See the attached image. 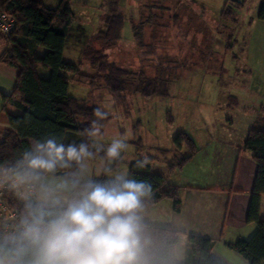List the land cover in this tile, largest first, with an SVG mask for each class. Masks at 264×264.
<instances>
[{"label":"rangeland","instance_id":"obj_1","mask_svg":"<svg viewBox=\"0 0 264 264\" xmlns=\"http://www.w3.org/2000/svg\"><path fill=\"white\" fill-rule=\"evenodd\" d=\"M86 1L89 6L81 5V9L91 10L89 14L94 21L90 23L89 19L80 26L92 35L101 27L95 28L98 24L95 20L96 15L102 13L104 3L101 5L103 0ZM119 1L124 6L121 12L125 24L121 40L108 53L109 60L133 73L126 101L117 102L104 81L93 78L97 74L86 61L83 71L89 77L73 80L69 94L79 99L90 96L111 114L102 132L95 136L93 147L106 150L114 139H123L127 148L119 161L109 162L93 155L87 161V176L98 178L105 168H110L113 175H129L130 164L143 159L145 154L149 156L152 171L168 174L174 158L188 153L186 147L179 150L174 144V137L180 131L190 133L203 151L201 166L191 165L200 152L187 164L186 171L206 174L207 166L203 161L208 157L209 138L213 137L210 154L213 165L210 167H213L214 178L224 176L232 167L230 159L234 156L231 154L242 153L243 139L256 118L264 114V20L257 16L261 0H176L182 5L179 7L173 0L168 3L170 11L160 19L164 26H146L144 45L133 35L130 15H137L132 21H138L143 5L150 0ZM238 1H242V5L237 6ZM227 2L237 13L236 21L221 16ZM192 4L195 7L190 14ZM77 33L69 38L66 51L67 59L74 63L82 59L87 43V36ZM137 72L156 78V84L166 86L169 95L146 96L133 91L140 86L138 84L141 83L140 87L145 84L137 79ZM231 95L237 97L236 103ZM224 142L230 144L233 151L221 150ZM180 172L177 169L171 175L179 176ZM168 201L171 202L162 201L156 212L166 222L175 224V217L173 221L171 217L177 212L170 209ZM180 232L175 255L184 263L187 233Z\"/></svg>","mask_w":264,"mask_h":264},{"label":"trees","instance_id":"obj_2","mask_svg":"<svg viewBox=\"0 0 264 264\" xmlns=\"http://www.w3.org/2000/svg\"><path fill=\"white\" fill-rule=\"evenodd\" d=\"M171 1L173 0H150L143 5L138 21L131 20L133 35L139 44L144 45L146 26H164L160 19L166 15L165 12L170 8L168 3ZM176 3L177 7L181 5L180 2L176 1ZM237 3V6H240L243 2ZM119 5V0L104 1L100 15L101 27L92 35H87L82 59L74 63L64 57L74 17L71 0H61L56 8L46 7L44 0H0V7L16 20L13 33L8 36L0 33V37L2 36L7 43L6 48L0 53V61L9 63L18 70L13 96L18 97L15 105L20 110L18 114L8 115L10 129L4 132L0 139V164L9 166L20 159L23 151L37 139H42L48 134H55L66 143H87L94 156L108 161L105 149L98 151V148L93 147L96 135L89 136L84 129L91 127L92 121L96 120V127L101 133L111 119V114L94 103L90 96L85 99L71 96L69 89L73 80L88 76L83 71V63L86 61L97 74L93 78L103 80L117 102L126 101V95L133 84L131 80L133 73L119 66L116 61L109 60L108 53V50L122 38L125 16ZM190 14H192L191 10ZM221 16L224 19L237 20V13L228 2ZM257 16L264 20V0L260 2ZM40 47L47 49L43 55L39 54ZM44 69L50 71L48 76L40 74V70ZM135 75L140 82L145 81V84L142 87H140L141 83L138 84L140 86L135 87L133 91L141 92L146 96L158 95V93L163 97L169 95L166 86L156 84V78H148L143 72H137ZM230 97L233 103L237 102L235 95ZM98 107L109 113L108 118L95 117L94 109ZM174 144L179 150L186 147L188 153L174 158L169 165L168 174L152 171L151 161L145 169L135 167V161L129 166V177L145 179L152 186L150 198H145L144 201L145 223L156 247L169 264H225L212 255L214 239L197 234H187V254L184 263L179 262L175 249L180 242L181 232L144 214L145 211L167 199L172 201L175 212L181 210V186L173 181L174 176L171 174L177 169L178 171L185 169L187 164L201 152L202 147L186 131H180L174 137ZM241 150V152H251L257 165L247 214V221L256 223L257 230L250 238L239 237L226 244L239 253L248 264H264V218L260 215L264 195V114L256 118L243 139ZM106 177L104 172L98 178ZM4 182L9 184L8 181ZM6 199L11 207L22 213L23 201L17 197L13 188L10 187L7 191Z\"/></svg>","mask_w":264,"mask_h":264},{"label":"clouds","instance_id":"obj_3","mask_svg":"<svg viewBox=\"0 0 264 264\" xmlns=\"http://www.w3.org/2000/svg\"><path fill=\"white\" fill-rule=\"evenodd\" d=\"M94 115L109 113L98 107ZM96 123L84 129L89 136L99 134ZM126 148L125 140L114 139L108 161L119 160ZM93 155L87 143L48 134L9 166L0 164V183L8 181L23 201L15 227L0 232V264H169L143 216L151 184L110 168L105 179L88 177ZM143 156L135 167H148Z\"/></svg>","mask_w":264,"mask_h":264},{"label":"crops","instance_id":"obj_4","mask_svg":"<svg viewBox=\"0 0 264 264\" xmlns=\"http://www.w3.org/2000/svg\"><path fill=\"white\" fill-rule=\"evenodd\" d=\"M105 0L101 3H104ZM61 0H44V5L48 8H56L59 6ZM74 17L71 22V34L69 38L77 33L78 36L89 35L85 27L80 24L87 22L93 23V18L89 14L88 9H81V5L89 6L86 0H71ZM195 6H191V11H194ZM120 9L124 12V6L120 1ZM101 13L96 16L95 22L98 24L95 28L101 25ZM95 16V17H96ZM137 15H130V20ZM94 17V18H95ZM88 21V22H89ZM79 22V24H78ZM77 25V26H76ZM79 26V27H78ZM96 30V29H94ZM93 30V31H94ZM69 40V39H68ZM7 43L2 36L0 37V53L6 48ZM68 41L64 50V57L67 59L66 51ZM47 51L46 48L40 47L39 54L43 55ZM82 53V52H81ZM70 60V59H67ZM72 61V60H70ZM18 70L15 66L0 61V139L3 133L10 129L9 114H18L20 110L16 107L15 101L18 97L13 96V91L17 82ZM42 76H48L49 70H40ZM6 106V108H5ZM211 143L206 151V158L203 163L207 166L206 174L197 172L191 174L183 169L179 176L175 173L173 181L178 185L183 186L181 192L183 193L184 205L180 212L174 213L171 217H175V224L166 222L162 216L156 212L159 204L152 207L149 211H145L146 217L155 219L159 223L172 227L174 229L183 231L187 234H197L214 239L212 248V255L221 260L225 264H248V262L235 250L227 246V242H233L239 237L250 238L256 230L257 225L253 222L247 221V214L251 202V194L254 188L257 165L252 158V153L243 151L242 153L233 152L230 159L232 164L231 170L224 175L214 178L213 175V159L210 154L213 151V137L209 138ZM221 150L225 153L233 150L230 144L224 142L220 145ZM204 148V146H203ZM191 165L201 166L200 156ZM205 156V154H204ZM211 168V170H210ZM226 170V168H225ZM202 174V175H201ZM191 186L186 188L185 186ZM166 203V200L165 202ZM170 209H173V204L167 202ZM261 218H264V195L261 204ZM173 221V220H172ZM179 262H183L178 260Z\"/></svg>","mask_w":264,"mask_h":264},{"label":"built area","instance_id":"obj_5","mask_svg":"<svg viewBox=\"0 0 264 264\" xmlns=\"http://www.w3.org/2000/svg\"><path fill=\"white\" fill-rule=\"evenodd\" d=\"M15 27V18L0 7V33L8 36L13 33ZM9 189V184L5 182L0 183V232L12 230L22 214L19 210L11 207L7 202L6 193ZM16 195L19 197L17 191Z\"/></svg>","mask_w":264,"mask_h":264}]
</instances>
